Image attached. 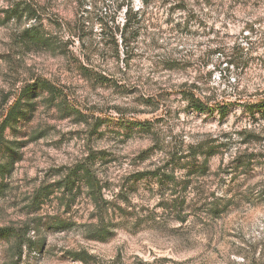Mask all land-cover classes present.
I'll return each mask as SVG.
<instances>
[{
	"label": "rangeland",
	"instance_id": "obj_1",
	"mask_svg": "<svg viewBox=\"0 0 264 264\" xmlns=\"http://www.w3.org/2000/svg\"><path fill=\"white\" fill-rule=\"evenodd\" d=\"M146 1L0 0V264H264V0Z\"/></svg>",
	"mask_w": 264,
	"mask_h": 264
},
{
	"label": "trees",
	"instance_id": "obj_2",
	"mask_svg": "<svg viewBox=\"0 0 264 264\" xmlns=\"http://www.w3.org/2000/svg\"><path fill=\"white\" fill-rule=\"evenodd\" d=\"M144 3L146 4L147 1L144 0ZM32 6L28 4H14L13 6L5 9L4 17L3 19H0V24L3 23L5 20H9L10 18H19L22 17L24 12H27V14H31L32 12ZM129 17H127L126 24H128ZM138 23V21H136ZM25 34L27 37H29V40L33 43H41L44 45H48L50 43L49 38L43 36V34H40V31L35 27L31 26L30 28H27L25 31ZM44 88L48 90L51 94L53 91H55L54 87L50 86L47 82L44 83ZM183 97L188 101L189 106L196 112H207L210 111L211 108L206 105L203 101H201L198 97H196L193 93L190 92H183ZM20 102L17 100L7 111L4 117H2V120L0 121V142L2 138V134L6 128V125L12 121L16 117V112L18 111V108L20 106ZM248 107V111L254 113V112H260L264 116V100L259 101L250 105H246ZM218 112L221 117H224L227 114V109H225L224 105H220L218 107ZM208 155L211 154V152H207ZM205 167V165L203 166ZM77 174H80V177L83 179L84 184L89 188L91 191V194L97 198V194L101 191L100 185L97 181L96 175L94 171L92 170V167L89 164H82L77 165L76 171ZM0 231H5V229H0Z\"/></svg>",
	"mask_w": 264,
	"mask_h": 264
}]
</instances>
